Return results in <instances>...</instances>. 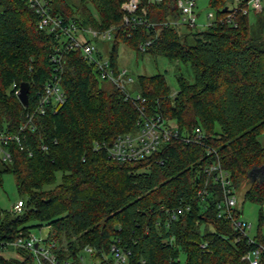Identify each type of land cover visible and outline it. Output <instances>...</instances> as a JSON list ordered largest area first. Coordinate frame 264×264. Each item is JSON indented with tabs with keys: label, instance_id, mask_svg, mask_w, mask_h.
Segmentation results:
<instances>
[{
	"label": "trees",
	"instance_id": "obj_1",
	"mask_svg": "<svg viewBox=\"0 0 264 264\" xmlns=\"http://www.w3.org/2000/svg\"><path fill=\"white\" fill-rule=\"evenodd\" d=\"M51 1L54 13L81 25L114 26L107 50L113 68L119 41L136 52L187 63L192 78L178 70L173 94L160 72L138 74L129 88L145 98L147 112H160L180 130L198 125L203 136L199 142L170 139L138 160L111 159L101 144L135 129V104L101 80L78 49L55 50L62 37L38 29L23 0H0V128L17 130L35 103L34 93L53 72L64 93L63 102L31 115L19 132L21 149L8 145L11 160L1 162L0 172L12 173L23 205L18 213L0 207V239L46 225L45 236L55 240L61 255L83 245L105 249L117 237L131 249V264H249L243 254L252 244L230 219L216 214L220 188L205 168L216 160L234 190L247 183L243 198L259 204V224L264 180H249L246 172L264 170L261 7L252 8L249 21L248 0H208L214 17L195 29L162 23L179 14L176 0H139L153 24L133 26L123 22L125 0ZM148 37L151 42L139 50ZM22 81L28 84L26 105L16 95ZM198 187L207 193L197 194ZM19 251L22 259L9 250L0 254V264H32L28 251Z\"/></svg>",
	"mask_w": 264,
	"mask_h": 264
},
{
	"label": "built area",
	"instance_id": "obj_2",
	"mask_svg": "<svg viewBox=\"0 0 264 264\" xmlns=\"http://www.w3.org/2000/svg\"><path fill=\"white\" fill-rule=\"evenodd\" d=\"M23 2L35 14L38 29H44L47 32H52L55 36L62 37L61 43L55 47V50L78 49L82 57L94 65L101 80L111 83L122 92L123 99L130 100L135 104L138 112L135 129L117 133L108 144L103 142L101 144L111 159L117 161L142 159L157 151L162 144L170 139L200 141L203 132L198 125H195L189 132L180 130L175 123L170 122L160 112H147L143 103L145 98L129 88L134 82L133 77L124 67L113 68L111 66L108 53L103 54L97 43L110 40L113 36L114 26L94 28L81 25L73 17H63L54 13L51 9V0H23ZM248 2L253 9L260 7L259 0H248ZM175 4L179 9V14L176 17H167L162 23L164 25L170 23L196 25L195 0H176ZM121 9L125 12L123 22L130 23L131 26L139 22H144L146 25L153 24L144 17L145 8L139 5V0H125L121 3ZM242 12H245V8H242ZM210 15L207 13L206 17L208 18ZM226 20L232 21L230 15H227ZM150 42L151 38H146L138 43V49L145 50ZM34 94L35 103L30 110L26 111V118L18 125L17 130L0 128V162L7 163L11 160L8 147L10 142H14L19 149L22 148L19 132L29 124L34 112L43 113L48 104L54 105L64 101L59 76L55 72L48 80L44 81L41 90ZM95 146L98 147L99 144L96 143ZM205 169L211 175L212 183H218L220 188L221 196L215 202L216 214L230 219L232 228L252 244L243 257L248 260L249 264H258L261 257L264 256V234L261 231L259 233L255 231L250 235L247 231L250 224L241 219L239 213L234 209L237 207L236 193L228 172L222 169L216 160L210 162ZM196 193H207V189L198 187ZM22 205L23 199L18 197L12 203L9 211L18 213L22 210ZM9 250L12 251L14 257L19 259L23 258L19 250L28 251L32 264H131V249L117 237L110 240L105 249L83 245L73 254L61 255L60 247L55 240L48 239L46 236H35L30 230L27 232L18 230L12 238L0 239V254L8 255ZM83 255L86 257L85 261H83ZM138 261L142 262L141 259Z\"/></svg>",
	"mask_w": 264,
	"mask_h": 264
},
{
	"label": "rangeland",
	"instance_id": "obj_3",
	"mask_svg": "<svg viewBox=\"0 0 264 264\" xmlns=\"http://www.w3.org/2000/svg\"><path fill=\"white\" fill-rule=\"evenodd\" d=\"M71 4H75L78 0H67ZM261 11L264 14V0H259ZM249 7L248 19L249 21L254 20V10L250 6V2L247 3ZM195 12H197L195 29L203 28V24H206L208 20L213 19L214 9L208 5V0H195L194 6ZM260 11V9H259ZM210 13V17H206V14ZM182 30L183 27H180ZM110 40H104L99 43L101 52L106 54ZM115 62L118 67H124L127 72L133 77L138 74H152L160 72L164 75L165 81L169 87L170 94H173L177 89V84L174 78V74L182 72L188 79L192 78V71L190 66L185 63H178L173 60H169L164 56L156 55L150 56L146 51L136 52L123 41H119L116 46ZM101 82V81H100ZM105 84L103 81L101 82ZM1 168V162H0ZM258 178V175H256ZM247 183L241 182L235 189L236 193V205L240 209L239 217L250 224L248 233L254 234L258 227L262 234H264V205H262L263 217L258 224V210L259 204L256 201L248 200L243 198V191L246 188ZM22 197L16 190L14 177L11 172L2 171L0 172V207L5 210L11 208L12 203L18 198ZM30 232L35 236H45L48 228L46 225L33 226ZM86 260L83 255V261Z\"/></svg>",
	"mask_w": 264,
	"mask_h": 264
},
{
	"label": "water",
	"instance_id": "obj_4",
	"mask_svg": "<svg viewBox=\"0 0 264 264\" xmlns=\"http://www.w3.org/2000/svg\"><path fill=\"white\" fill-rule=\"evenodd\" d=\"M226 7H223V10ZM27 91H28V84L25 81H22L19 83V86L16 90V95L19 99V101L23 104L26 105L27 102ZM247 177L249 180H254L256 178V175H258V180L262 181L264 180V170L262 167H251L247 170L246 172Z\"/></svg>",
	"mask_w": 264,
	"mask_h": 264
}]
</instances>
